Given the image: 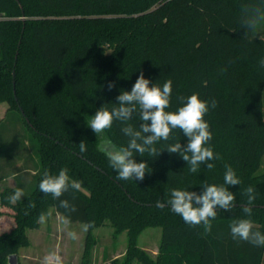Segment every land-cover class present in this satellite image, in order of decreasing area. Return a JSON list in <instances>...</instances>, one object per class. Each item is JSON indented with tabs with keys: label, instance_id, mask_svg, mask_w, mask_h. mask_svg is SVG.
I'll list each match as a JSON object with an SVG mask.
<instances>
[{
	"label": "trees",
	"instance_id": "obj_1",
	"mask_svg": "<svg viewBox=\"0 0 264 264\" xmlns=\"http://www.w3.org/2000/svg\"><path fill=\"white\" fill-rule=\"evenodd\" d=\"M247 2L0 0V103L8 104L0 124L9 119L19 124L14 142H7L14 145L8 159L0 160V181L16 179L15 186L0 191V216L5 206L14 211L11 227L0 232V260L28 244L27 230L40 225L42 212L54 207L65 214L59 201L41 193L38 185L44 170L57 174L67 167L70 177L82 182L80 191L61 197L77 208L72 222L94 221V228L109 224L115 234L127 232V251L112 264L262 263L264 248L234 241L228 227L243 216V190L251 185L257 190L254 230L264 232V171H259L264 158V68L258 64L264 58V29L258 37L242 38L238 19ZM141 73L160 86L172 80L167 111H176L193 93L203 100L216 99L217 108L205 116L213 133L209 143L222 157L210 161L214 169L201 165L198 173L189 174L178 154L163 151L151 159L137 153L136 161H146L150 173L142 181L116 179L103 144L107 139L116 147L127 145L120 122H114L103 139L86 123L102 105L117 103L122 90L131 91ZM129 123L139 126L140 121L136 117ZM172 137L167 143H187L179 129ZM82 141L87 145L83 153ZM29 148L35 185L12 204L7 197L27 183L19 173L31 170L18 163L19 151ZM226 164L241 184L226 186L236 197L234 206L227 212L217 210L211 233L185 224L167 206L157 207V201L166 203L169 188L200 194L205 182L222 184ZM30 203L35 207L29 208ZM158 226L162 238L152 256L138 245V237ZM91 236L89 229L80 264H92L85 260Z\"/></svg>",
	"mask_w": 264,
	"mask_h": 264
},
{
	"label": "clouds",
	"instance_id": "obj_2",
	"mask_svg": "<svg viewBox=\"0 0 264 264\" xmlns=\"http://www.w3.org/2000/svg\"><path fill=\"white\" fill-rule=\"evenodd\" d=\"M238 23L240 29L244 30L242 38L250 35L260 36L261 29H264V0H248L243 3ZM258 64L264 68V58L260 59ZM172 84V80L168 79L160 86L146 79L141 73L131 91L122 90L116 97L117 103L102 105L87 121V127L102 139L103 134L113 127L114 122H120V131L128 138L127 145L116 147L107 139H104L103 144L109 165L117 173L116 179L142 181L146 173H150L146 161H136L137 153L141 157L147 154L151 159L158 157L163 151L178 154L187 162L189 174L198 173L201 165H206L208 170H212L215 164L210 161L222 158L219 153L214 152L209 143L213 139V133L205 120L210 108H217L216 99L203 100L199 93H193L181 100V106L176 111H167L171 107ZM113 87L114 83L108 85L109 90ZM136 117L140 121L139 126L129 123ZM175 129L181 130L187 138L186 145H182L180 141L167 143L174 139L172 133ZM79 150L82 153L87 150L85 142L79 143ZM240 184L241 180L236 171L226 164L222 184L205 182L201 185L200 194L183 187L169 188L166 203L157 201V207L162 209L167 206L171 212L180 216L185 224L192 227L202 226L206 234L211 233L217 210L227 212L234 206L236 197L226 186ZM81 187L82 182L70 177L67 167L61 168L57 174L44 170L39 182V191L58 200L59 208L64 209L65 214L60 216V223L65 230L70 228L71 214L75 213L77 208L70 200L61 197L65 193L78 192ZM256 194V188L251 185L243 190V195L247 197V203L242 209L243 216L232 219L228 227L234 241H245L255 247L264 248V232L254 230L252 219ZM24 195L22 188H16L7 199L15 204ZM28 207L34 208L35 204L30 203ZM27 214L26 211L25 215ZM46 215L42 212L37 223H45ZM94 226L95 222L89 221L83 225L82 230L87 232ZM67 235L73 240L77 239L75 231L68 230ZM42 264H63V261L56 251H50L43 257Z\"/></svg>",
	"mask_w": 264,
	"mask_h": 264
},
{
	"label": "rangeland",
	"instance_id": "obj_3",
	"mask_svg": "<svg viewBox=\"0 0 264 264\" xmlns=\"http://www.w3.org/2000/svg\"><path fill=\"white\" fill-rule=\"evenodd\" d=\"M8 108L7 102L0 103V114L3 109ZM1 116V115H0ZM16 126H19L17 124ZM14 121H8L0 124V160L8 159L10 148L14 147L7 145L11 140L14 142V129L16 128ZM22 135V134H21ZM18 142V138L15 140ZM21 144V142L19 141ZM21 146V145H20ZM19 151V150H18ZM32 149H22L19 151L21 155L18 163L20 166L28 167L29 171H22L19 174V179L27 182L23 188L25 195L30 193L34 188L35 182L30 179L32 176V169L34 163L29 157ZM33 156H36L35 153ZM10 168L8 167L7 170ZM260 172L264 171V158L262 165L259 169ZM0 172V176L3 175ZM15 180V181H14ZM16 183L14 176H10L0 181V191L9 187L11 184ZM14 211L10 207H3V214L0 216V232L4 229H9L13 223ZM46 222L33 229H28L27 234L29 242L26 245H19L17 255L19 264H42L43 257L50 251H56L61 257L63 264H79L82 261L85 247L87 232H84L82 222H72L68 230L77 233V239L73 240L67 235V231L60 223V214L54 207H50L46 213ZM114 228L111 225H103L91 229V239L94 241L90 243L89 251L85 256V260L91 261L93 264H112L114 259L121 260L128 245L127 232L122 231L115 234ZM162 238V227H149L142 231L138 237V245L144 248L149 254L155 256L158 251L159 244ZM0 264H10L9 257L0 260Z\"/></svg>",
	"mask_w": 264,
	"mask_h": 264
},
{
	"label": "water",
	"instance_id": "obj_4",
	"mask_svg": "<svg viewBox=\"0 0 264 264\" xmlns=\"http://www.w3.org/2000/svg\"><path fill=\"white\" fill-rule=\"evenodd\" d=\"M3 16V14L2 13H0V18ZM17 57V56H16ZM15 73V71H13V74ZM20 109H21V111H22V113L24 114V112H23V109L20 107ZM25 116V115H24ZM26 120H27V122L30 124V122H29V120L26 118ZM31 125V124H30ZM9 263L10 264H19V260H18V255L16 254V253H14V254H11L10 256H9Z\"/></svg>",
	"mask_w": 264,
	"mask_h": 264
},
{
	"label": "crops",
	"instance_id": "obj_5",
	"mask_svg": "<svg viewBox=\"0 0 264 264\" xmlns=\"http://www.w3.org/2000/svg\"><path fill=\"white\" fill-rule=\"evenodd\" d=\"M6 110H7V108L6 109H3V112L0 114L1 116H0V120H2L4 117H5V114H6ZM15 181V180H14ZM16 185V183L14 182V184H11L10 186L12 187V186H15ZM1 227V226H0ZM107 261H105L104 263H106ZM104 263H102V264H104ZM80 264V263H79ZM93 264V263H92ZM261 264H264V253H263V258H262V263Z\"/></svg>",
	"mask_w": 264,
	"mask_h": 264
}]
</instances>
